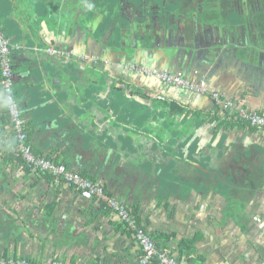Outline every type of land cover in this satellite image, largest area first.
<instances>
[{
	"label": "crops",
	"instance_id": "1",
	"mask_svg": "<svg viewBox=\"0 0 264 264\" xmlns=\"http://www.w3.org/2000/svg\"><path fill=\"white\" fill-rule=\"evenodd\" d=\"M121 4L129 7L114 15ZM162 4L0 0V25L22 46L12 58L28 143L37 156L102 183L139 209L152 236H170L153 238L158 248L181 264H264V185L258 173H248L264 166V133L247 127L215 132L217 123L208 118L186 146L178 140L184 125L169 135L165 112L153 106L169 100L214 113L211 96L126 68L136 63L198 73L211 91L264 115V15L229 12L224 24L189 22V33L166 21L154 29V42L136 46L133 32L121 31L125 15L141 10L150 19L153 6ZM109 20L119 23L107 29ZM49 49L87 59L54 57ZM4 101L0 94V255L35 263L135 264L141 250L112 210L24 165L15 135L9 137L11 125L1 121ZM183 240L193 241L191 252Z\"/></svg>",
	"mask_w": 264,
	"mask_h": 264
},
{
	"label": "built area",
	"instance_id": "2",
	"mask_svg": "<svg viewBox=\"0 0 264 264\" xmlns=\"http://www.w3.org/2000/svg\"><path fill=\"white\" fill-rule=\"evenodd\" d=\"M21 45L13 44L5 35L0 25V72L2 80L0 83L2 94L5 96L10 122L16 137V153L24 161L27 167L42 175L52 176L59 179L69 186L79 190L87 197L95 198L106 209L112 210L119 222L125 228L132 232L133 237L141 250V255L135 264H181L167 252L160 250L156 241L146 228L139 224L134 216L132 209L116 197L108 194L102 183L90 180L80 173L70 170L67 166L56 164L49 159L37 156L32 151L28 143L27 119L22 113L20 103L15 95L16 76L12 54L20 50ZM52 56H61L64 58H74L77 60H86L85 55H73L64 50L49 49ZM126 68L137 74L161 80L165 85L175 87L181 90H187L196 94L211 96L212 100L220 107L224 118L245 123L247 128H254L264 133V115L248 109L244 104L224 98L220 93L211 91L207 80L196 73L195 76H186L182 71H168L151 68L142 64H128ZM0 264H68L58 260H43L33 262L28 259L5 257L0 255ZM83 264H104V263H87Z\"/></svg>",
	"mask_w": 264,
	"mask_h": 264
},
{
	"label": "trees",
	"instance_id": "3",
	"mask_svg": "<svg viewBox=\"0 0 264 264\" xmlns=\"http://www.w3.org/2000/svg\"><path fill=\"white\" fill-rule=\"evenodd\" d=\"M164 4L160 6H153L154 13L153 16H150L148 22L155 28H158L162 25H165L168 21L170 24H175L180 29H188L191 28L192 25L188 23H198V24H224L225 17L227 14L230 13H238L234 11L233 7L229 5V0H163ZM131 6L134 4L128 2ZM129 4H125V9L129 7ZM145 7V5H143ZM141 6V7H143ZM110 5H104L103 8L107 9ZM139 7V6H137ZM122 4L116 8L114 7V15L119 14L118 9L122 10ZM240 8L243 9V13H248V17L250 18L251 14H255L256 16H263L264 15V0H242ZM263 10L261 11V9ZM261 11V12H260ZM244 20V18H242ZM164 20V22H163ZM242 20L240 19V23ZM116 22L113 20H109L106 22V28L109 29L113 27ZM239 23V22H238ZM188 32V31H187ZM189 33V32H188ZM1 74V72H0ZM2 80V75H0V83ZM113 91H120L123 92L121 89L113 86ZM0 94L5 98L2 94L1 87H0ZM16 95V94H15ZM159 106L155 107L157 110L164 111L166 114V119L169 125H172L168 129V133L173 131L174 128H180L184 125V129L182 131V136L178 138V140H183L186 143V146L195 138V135L199 128L207 122L208 118L214 123H217L215 128V132L221 130L222 128H235V127H247L245 123L234 121L231 119L224 118L223 115L219 114L220 107L218 106L214 113H206V112H195L188 110L184 106L179 105L176 102H172L169 100L164 101H157ZM21 107V105H20ZM2 118L1 121L3 125L6 126L8 124L11 125L10 116L8 112V107L6 101L2 104ZM12 128V125H11ZM254 129V128H251ZM13 135H15L14 130L10 131V138L13 140ZM170 137V136H169ZM12 143H14L12 141ZM7 145V144H6ZM11 146V145H9ZM234 149V148H233ZM185 151V155H186ZM190 155V151L188 152ZM23 162V161H22ZM24 163V162H23ZM25 165V163H24ZM202 170V169H201ZM252 171L248 170V173H258L259 178L262 179V184L264 185V166H260L259 169H253ZM202 174V172L199 171ZM134 216L138 220L139 224L141 223L139 209L132 210ZM125 227V226H124ZM131 235L133 236L132 232ZM152 236V235H151ZM156 240H162L164 238H170L165 234L156 233L152 236ZM182 245L187 247L188 251L191 252L193 250V241L183 240ZM201 259V258H200ZM153 264H158L156 261Z\"/></svg>",
	"mask_w": 264,
	"mask_h": 264
},
{
	"label": "water",
	"instance_id": "4",
	"mask_svg": "<svg viewBox=\"0 0 264 264\" xmlns=\"http://www.w3.org/2000/svg\"><path fill=\"white\" fill-rule=\"evenodd\" d=\"M122 8H125V4H122ZM125 11H126V9H125ZM125 16L127 18L128 25L127 26L122 25L121 31L126 30V31L133 32L134 39L137 41L136 46L147 44L148 42H154V40L156 39V34L154 32V29H157V28L153 27L151 25V23L148 22L151 19H149L147 17V14L144 11L138 10V11H135L133 14L128 13ZM139 38H140V41H139ZM179 59L180 60L182 59L180 51L178 52V54H176L172 58V60L176 63V65H180L178 62ZM159 81L161 83H163L161 80H159ZM169 87H171V86H169ZM173 88H175V87H173ZM175 89H178V88H175Z\"/></svg>",
	"mask_w": 264,
	"mask_h": 264
},
{
	"label": "flooded vegetation",
	"instance_id": "5",
	"mask_svg": "<svg viewBox=\"0 0 264 264\" xmlns=\"http://www.w3.org/2000/svg\"><path fill=\"white\" fill-rule=\"evenodd\" d=\"M241 2L242 0H229V5L234 6V11L242 13L243 9L240 8Z\"/></svg>",
	"mask_w": 264,
	"mask_h": 264
},
{
	"label": "rangeland",
	"instance_id": "6",
	"mask_svg": "<svg viewBox=\"0 0 264 264\" xmlns=\"http://www.w3.org/2000/svg\"><path fill=\"white\" fill-rule=\"evenodd\" d=\"M262 10H263V8L261 9V11H262ZM261 11H260V12H261ZM263 13H264V12H263ZM235 15H236V14H235Z\"/></svg>",
	"mask_w": 264,
	"mask_h": 264
}]
</instances>
